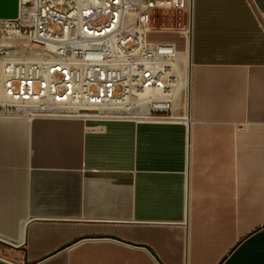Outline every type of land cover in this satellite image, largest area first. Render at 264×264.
Here are the masks:
<instances>
[{"label": "crops", "instance_id": "0c3cea01", "mask_svg": "<svg viewBox=\"0 0 264 264\" xmlns=\"http://www.w3.org/2000/svg\"><path fill=\"white\" fill-rule=\"evenodd\" d=\"M190 70L178 120L0 114V264H264V0H193Z\"/></svg>", "mask_w": 264, "mask_h": 264}, {"label": "built area", "instance_id": "2783aa9c", "mask_svg": "<svg viewBox=\"0 0 264 264\" xmlns=\"http://www.w3.org/2000/svg\"><path fill=\"white\" fill-rule=\"evenodd\" d=\"M192 4L19 0L17 17L0 19V48L14 47L0 56L3 110L84 120H178L174 106L184 92L187 117L181 51L151 36L156 9L180 10L187 15V41Z\"/></svg>", "mask_w": 264, "mask_h": 264}, {"label": "rangeland", "instance_id": "374dc122", "mask_svg": "<svg viewBox=\"0 0 264 264\" xmlns=\"http://www.w3.org/2000/svg\"><path fill=\"white\" fill-rule=\"evenodd\" d=\"M152 26L156 29L151 36L155 40L174 42L179 46V49H182L187 43L185 33L182 34L188 29L187 15L181 13L180 10L156 9L152 16ZM120 91L121 87H118L116 94Z\"/></svg>", "mask_w": 264, "mask_h": 264}, {"label": "water", "instance_id": "95a60500", "mask_svg": "<svg viewBox=\"0 0 264 264\" xmlns=\"http://www.w3.org/2000/svg\"><path fill=\"white\" fill-rule=\"evenodd\" d=\"M147 1V0H145ZM19 11V0H0V19L16 18ZM14 47H1L0 56L5 54H12ZM190 86H191V70H190ZM189 104H191V89H189ZM190 109V106H189ZM3 106L0 104V112Z\"/></svg>", "mask_w": 264, "mask_h": 264}, {"label": "bare ground", "instance_id": "6f19581e", "mask_svg": "<svg viewBox=\"0 0 264 264\" xmlns=\"http://www.w3.org/2000/svg\"><path fill=\"white\" fill-rule=\"evenodd\" d=\"M192 24V23H191ZM190 24V29H189V37H188V40H187V43L184 44V58H183V62H184V65H185V74H186V78H187V99H186V111H185V114L186 116H189V85H190V65H191V25ZM181 50V49H179ZM3 113V114H8L7 112H5L4 110H2L0 112V114Z\"/></svg>", "mask_w": 264, "mask_h": 264}]
</instances>
